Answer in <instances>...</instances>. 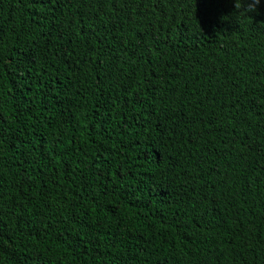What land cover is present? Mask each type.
Wrapping results in <instances>:
<instances>
[{
	"label": "trees",
	"instance_id": "trees-1",
	"mask_svg": "<svg viewBox=\"0 0 264 264\" xmlns=\"http://www.w3.org/2000/svg\"><path fill=\"white\" fill-rule=\"evenodd\" d=\"M0 0V264H264V0Z\"/></svg>",
	"mask_w": 264,
	"mask_h": 264
},
{
	"label": "clouds",
	"instance_id": "clouds-1",
	"mask_svg": "<svg viewBox=\"0 0 264 264\" xmlns=\"http://www.w3.org/2000/svg\"><path fill=\"white\" fill-rule=\"evenodd\" d=\"M234 8L237 13H242L243 17L248 18L249 13H255L260 0H233ZM251 18V17H250Z\"/></svg>",
	"mask_w": 264,
	"mask_h": 264
}]
</instances>
